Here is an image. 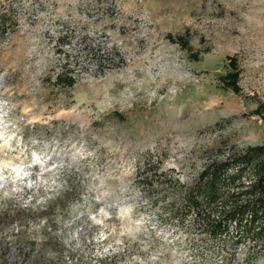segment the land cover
<instances>
[{
	"label": "rangeland",
	"instance_id": "1",
	"mask_svg": "<svg viewBox=\"0 0 264 264\" xmlns=\"http://www.w3.org/2000/svg\"><path fill=\"white\" fill-rule=\"evenodd\" d=\"M261 103L264 0H0V264H264L174 212Z\"/></svg>",
	"mask_w": 264,
	"mask_h": 264
},
{
	"label": "trees",
	"instance_id": "2",
	"mask_svg": "<svg viewBox=\"0 0 264 264\" xmlns=\"http://www.w3.org/2000/svg\"><path fill=\"white\" fill-rule=\"evenodd\" d=\"M184 48H189L185 36L180 37ZM70 55L65 54L68 60ZM69 62V61H68ZM66 62L56 81L70 78ZM241 70L236 59L231 69L222 75L224 86L241 91ZM256 113L264 117V103ZM183 200L175 207V214L197 211L207 234L232 238L236 246L245 247L250 256L264 254V142L236 150L226 159L211 160L201 173L187 185H180Z\"/></svg>",
	"mask_w": 264,
	"mask_h": 264
}]
</instances>
